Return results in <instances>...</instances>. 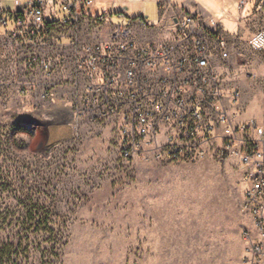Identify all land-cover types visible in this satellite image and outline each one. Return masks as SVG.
Listing matches in <instances>:
<instances>
[{
	"label": "rangeland",
	"instance_id": "rangeland-1",
	"mask_svg": "<svg viewBox=\"0 0 264 264\" xmlns=\"http://www.w3.org/2000/svg\"><path fill=\"white\" fill-rule=\"evenodd\" d=\"M237 3L222 7L239 34L227 33L229 85L242 92L241 122L264 125V49L248 44L264 19L258 13L245 22L253 4L241 16ZM140 13L152 23L159 17L150 0L129 4V18ZM93 118H59L33 98H0V228L15 246L9 264H245L246 235L255 232L243 211L247 185L238 160L185 164L135 155L126 162L123 117Z\"/></svg>",
	"mask_w": 264,
	"mask_h": 264
},
{
	"label": "built area",
	"instance_id": "built-area-1",
	"mask_svg": "<svg viewBox=\"0 0 264 264\" xmlns=\"http://www.w3.org/2000/svg\"><path fill=\"white\" fill-rule=\"evenodd\" d=\"M3 1L0 61L5 47L18 48L29 64L45 72L59 71L64 59L41 60L34 50L54 47L57 37L75 35L87 20L96 31L108 24L106 15L90 16L96 0H55L65 15L61 22L46 19L44 0H13L14 29L8 32ZM250 2L238 0L239 15L246 14ZM256 11L264 19V0L256 3ZM166 26L171 30L168 39L140 46L133 40L135 29L153 27L137 18L104 44L80 46L87 59L77 58L75 65L85 71L87 96L75 114L99 120L122 116L120 148L126 162L135 155L185 164L207 157L220 163L238 160L247 185L243 211L255 232L246 235L245 264H264V125L241 122L242 92L229 85L230 37L215 18L197 14L183 13ZM50 28L53 35L46 38ZM248 44L254 51L263 50L264 29L255 32Z\"/></svg>",
	"mask_w": 264,
	"mask_h": 264
},
{
	"label": "crops",
	"instance_id": "crops-1",
	"mask_svg": "<svg viewBox=\"0 0 264 264\" xmlns=\"http://www.w3.org/2000/svg\"><path fill=\"white\" fill-rule=\"evenodd\" d=\"M44 1L47 3L45 8L46 19L48 21H63L65 15L60 5L55 0ZM132 1L112 0L104 5L101 0L100 2L96 0L95 6L90 11V16L106 15L108 17V24H105L101 31H96L91 21L87 20L76 30L75 35L57 37L54 47L34 50L41 60L47 58L64 59L63 68L57 72H45L35 65L29 64V59L24 57L22 50L5 47L2 51L4 59L0 61V75L2 77L0 80V98L10 100L12 94L19 98H33L42 107L46 106L55 111L59 118L72 112L77 113L82 110L83 101L87 96L85 71H78L75 65L77 58L83 62L87 59L85 53H80L79 47L104 44L115 37L113 33L118 28L129 27L130 22L137 18H143L153 27L148 30L140 27L135 29L133 40L140 46L168 39L171 35V30L166 26L168 21L183 13L197 14L202 17H206L204 14L210 13L217 17L218 20L215 19L220 23L221 29L226 34L228 33L232 39H236V36L239 35L236 31L237 25L233 23L235 16L232 15L231 10L224 11L222 9L224 0L206 1L209 5L197 3V6L190 5L187 3L188 0H150L151 3L155 2L158 8L159 17L155 23H152L148 17L141 13L129 18V4ZM139 1L145 2V0ZM231 1L230 7L233 9L235 0ZM6 2L7 0H4L1 5L4 12L2 17L7 20V29L8 32H11L14 29L16 9L13 0H9L10 6L6 5ZM256 3V0H251L250 5L253 4V7H248L251 12L248 14L249 19L245 22H249L253 16L257 17L255 15L257 12ZM115 20H118V23H115ZM0 33H4L2 28H0ZM49 35H53L51 28L46 38Z\"/></svg>",
	"mask_w": 264,
	"mask_h": 264
},
{
	"label": "trees",
	"instance_id": "trees-1",
	"mask_svg": "<svg viewBox=\"0 0 264 264\" xmlns=\"http://www.w3.org/2000/svg\"><path fill=\"white\" fill-rule=\"evenodd\" d=\"M26 221L33 220L32 215L25 218ZM15 246L10 239L4 240L2 236V229L0 228V264H9L14 253Z\"/></svg>",
	"mask_w": 264,
	"mask_h": 264
}]
</instances>
